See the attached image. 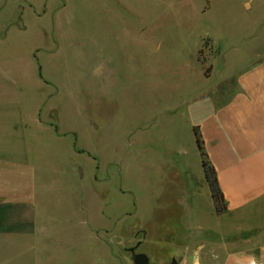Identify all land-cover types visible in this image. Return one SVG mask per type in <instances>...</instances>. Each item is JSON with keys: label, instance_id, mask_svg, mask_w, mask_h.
<instances>
[{"label": "rangeland", "instance_id": "rangeland-1", "mask_svg": "<svg viewBox=\"0 0 264 264\" xmlns=\"http://www.w3.org/2000/svg\"><path fill=\"white\" fill-rule=\"evenodd\" d=\"M28 1L12 0L5 7L11 13L17 10L18 21L23 19L28 28L25 35L13 36L22 67L19 72L26 74L32 88L37 87L38 75L48 81L49 120L66 126L67 146L77 153L82 166L83 201L89 199L92 186V217L99 223L100 212L103 216L112 212L105 211V197L125 201L115 209L117 221L98 231L105 233V248L112 256L121 264H135L138 254H144L150 264H169L172 258L186 264L191 257L181 252L187 246L183 224L193 231L196 243L205 245L200 264L203 258L206 264H224L227 249L236 242L243 249L248 239L261 244V229L235 231L228 216L214 215L206 185L204 196L191 202L192 211L165 206L173 202L169 195L155 201L157 184L167 176L151 167L155 153L151 150L159 149L157 141L151 140L152 136L157 139L151 116L156 106H167L169 87L182 86V71L191 79L200 77L202 66L195 58L203 65V73H209V58L218 51L208 36L228 45L231 39L222 33V25L264 26V0ZM42 34L50 36L49 45ZM34 44L40 48L32 59L28 52ZM161 88L162 96H156ZM182 125L174 153L179 154L177 159L190 156L193 170L194 163L199 168V156ZM166 130L159 122L163 144ZM105 167L103 182L99 176L105 174ZM187 192L191 197V191Z\"/></svg>", "mask_w": 264, "mask_h": 264}, {"label": "crops", "instance_id": "crops-1", "mask_svg": "<svg viewBox=\"0 0 264 264\" xmlns=\"http://www.w3.org/2000/svg\"><path fill=\"white\" fill-rule=\"evenodd\" d=\"M7 2L12 0H0V264H121L105 248V233L98 231L117 221L115 209L125 201L105 197V211L112 212L105 216L100 212L99 223L92 217V186L89 199L83 201L82 166L67 146L66 126L49 120L48 81L38 75L37 87L32 88L26 74L19 72L13 36L25 35L28 28L23 19L18 21L17 10H5ZM221 28L231 42L222 44L208 36L218 51L209 58V73H203V65L194 57L202 66L200 77L191 79L182 71V86L169 87L167 106L152 111L157 139L151 140L159 149L151 150L155 152L151 167L167 176L157 184L155 201L169 195L173 202L165 206L192 211L191 202L204 196L207 183L197 148L199 168L193 162V170L190 156L177 159L179 154L174 153L181 140L180 123L192 140L193 128L198 127L226 204L220 216H228L235 231H262L261 244L248 239L244 249L237 242L231 245L224 264H264V26ZM46 30L49 33L48 26ZM44 38L49 45L50 36L42 34ZM29 48L34 59L40 47ZM194 82L198 83L194 86ZM162 89L155 91L156 96H162ZM159 122L167 128L166 144L162 135L158 137ZM70 133L74 136L75 128ZM107 171L105 167L100 181L105 182ZM95 172L99 174L98 166ZM183 229L187 246L181 252L191 257L186 264H200L205 245L195 242L188 226L183 224Z\"/></svg>", "mask_w": 264, "mask_h": 264}, {"label": "trees", "instance_id": "trees-1", "mask_svg": "<svg viewBox=\"0 0 264 264\" xmlns=\"http://www.w3.org/2000/svg\"><path fill=\"white\" fill-rule=\"evenodd\" d=\"M193 136L196 148L199 152L203 175L207 183L211 199L214 204V211L216 214H223L226 212L225 200L218 186L215 170L209 162L207 155L204 151L203 141L201 139L198 127L193 128Z\"/></svg>", "mask_w": 264, "mask_h": 264}, {"label": "water", "instance_id": "water-1", "mask_svg": "<svg viewBox=\"0 0 264 264\" xmlns=\"http://www.w3.org/2000/svg\"><path fill=\"white\" fill-rule=\"evenodd\" d=\"M135 264H150V263L148 262L147 257L144 254H138L135 256ZM169 264H177V262L175 261L174 258H172Z\"/></svg>", "mask_w": 264, "mask_h": 264}]
</instances>
